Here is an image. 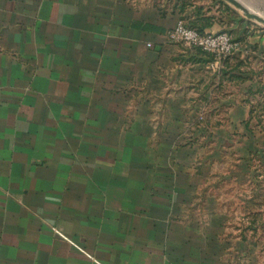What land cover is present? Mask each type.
<instances>
[{"label": "crops", "instance_id": "obj_1", "mask_svg": "<svg viewBox=\"0 0 264 264\" xmlns=\"http://www.w3.org/2000/svg\"><path fill=\"white\" fill-rule=\"evenodd\" d=\"M235 12L0 0V264H264V229L247 228L264 220L262 170L246 150L264 27ZM179 21L240 47L213 70L168 41Z\"/></svg>", "mask_w": 264, "mask_h": 264}, {"label": "built area", "instance_id": "obj_2", "mask_svg": "<svg viewBox=\"0 0 264 264\" xmlns=\"http://www.w3.org/2000/svg\"><path fill=\"white\" fill-rule=\"evenodd\" d=\"M169 42L197 48L212 57L209 67L219 70L238 51L240 44L226 31L199 33L179 21L166 35Z\"/></svg>", "mask_w": 264, "mask_h": 264}, {"label": "trees", "instance_id": "obj_3", "mask_svg": "<svg viewBox=\"0 0 264 264\" xmlns=\"http://www.w3.org/2000/svg\"><path fill=\"white\" fill-rule=\"evenodd\" d=\"M230 13L233 15L234 14V11L230 9ZM208 25L207 24H204V25H199L198 23L196 22H189L186 27L188 28H191V29H195L196 31H198L199 33H204L206 32L205 31V27ZM225 31V30H223ZM228 32V31H226ZM229 33V32H228ZM230 34V33H229ZM231 35V34H230ZM232 37V36H231ZM233 40L237 41L238 43L240 42L239 40H237L236 38H233ZM240 44V43H239ZM194 49H197V48H194ZM199 51H201L200 49H197ZM202 53H205L203 51H201ZM207 54V53H205ZM208 55V54H207ZM209 56V59H208V63H210L212 61V57L210 55ZM228 61H226L223 65L222 68H225L226 65H227ZM261 112V113H260ZM250 114L252 117H255L257 118V123L256 125L254 126V128H249L248 131H249V137H250V140L247 144V147H246V150L252 152V151H255L254 155H258L259 158L256 159L258 161L257 165L258 167L255 169V177L258 176V174L261 175V173H258V170L259 168H261L262 170V181L264 184V109H251L250 111ZM256 131H258L260 133V137L257 138L256 137ZM257 142V143H256ZM258 145L259 147H257L256 145ZM253 160V159H252ZM261 185V184H260ZM256 214H259L260 212H258V210L255 212ZM261 214V213H260ZM257 216V215H256ZM247 228L249 230L252 231V233H256L257 232V229L260 228L261 230L264 229V220H259L258 219H253L249 222Z\"/></svg>", "mask_w": 264, "mask_h": 264}, {"label": "water", "instance_id": "obj_4", "mask_svg": "<svg viewBox=\"0 0 264 264\" xmlns=\"http://www.w3.org/2000/svg\"><path fill=\"white\" fill-rule=\"evenodd\" d=\"M244 17L264 27V0H223Z\"/></svg>", "mask_w": 264, "mask_h": 264}, {"label": "rangeland", "instance_id": "obj_5", "mask_svg": "<svg viewBox=\"0 0 264 264\" xmlns=\"http://www.w3.org/2000/svg\"><path fill=\"white\" fill-rule=\"evenodd\" d=\"M235 13H236L237 15L240 13L242 16H244V14H242L241 12H239V11H237V10H236ZM262 17H264V16H262ZM258 25H259V26H262L261 23H258ZM262 27H263V26H262ZM252 187H253V186H251V184L248 185V188H247V192H248V193L251 192ZM263 191H264V187L262 188L261 192H263ZM262 209L264 210V206H263ZM229 210H231V208H229ZM234 213H235L236 215H238V213H241L240 207H235V212H234ZM230 227L232 228V227H233V224H230ZM231 228H230V229H231Z\"/></svg>", "mask_w": 264, "mask_h": 264}]
</instances>
